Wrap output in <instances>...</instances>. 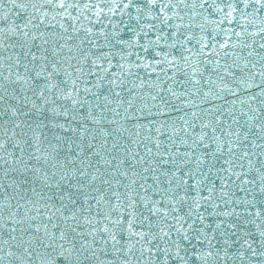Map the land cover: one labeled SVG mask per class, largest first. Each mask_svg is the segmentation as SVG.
I'll return each mask as SVG.
<instances>
[{
	"label": "snow or ice",
	"instance_id": "obj_1",
	"mask_svg": "<svg viewBox=\"0 0 264 264\" xmlns=\"http://www.w3.org/2000/svg\"><path fill=\"white\" fill-rule=\"evenodd\" d=\"M0 264H264V0H0Z\"/></svg>",
	"mask_w": 264,
	"mask_h": 264
}]
</instances>
